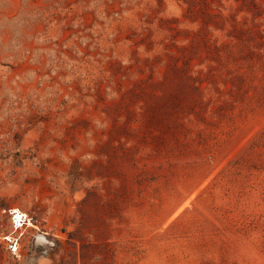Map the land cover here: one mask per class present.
I'll return each mask as SVG.
<instances>
[{
    "label": "rangeland",
    "instance_id": "rangeland-1",
    "mask_svg": "<svg viewBox=\"0 0 264 264\" xmlns=\"http://www.w3.org/2000/svg\"><path fill=\"white\" fill-rule=\"evenodd\" d=\"M0 264H264V0H0Z\"/></svg>",
    "mask_w": 264,
    "mask_h": 264
},
{
    "label": "built area",
    "instance_id": "built-area-1",
    "mask_svg": "<svg viewBox=\"0 0 264 264\" xmlns=\"http://www.w3.org/2000/svg\"><path fill=\"white\" fill-rule=\"evenodd\" d=\"M21 211V210H20ZM10 213L12 214V221H13V226L18 229L22 228L26 222H31V225L35 226L38 228L37 220L34 219L33 217H30L26 212H20L18 213L17 211L15 212V209H10ZM35 223V224H34ZM6 243L8 246V249L12 252H16L19 247V240L15 235H8L6 236Z\"/></svg>",
    "mask_w": 264,
    "mask_h": 264
},
{
    "label": "water",
    "instance_id": "water-1",
    "mask_svg": "<svg viewBox=\"0 0 264 264\" xmlns=\"http://www.w3.org/2000/svg\"><path fill=\"white\" fill-rule=\"evenodd\" d=\"M40 235V234H39ZM42 235V234H41ZM45 238V237H44ZM37 245L39 247H41L42 249H47L49 248V246L51 245V242L48 241L46 238L45 240L43 239H39V237L37 236Z\"/></svg>",
    "mask_w": 264,
    "mask_h": 264
},
{
    "label": "bare ground",
    "instance_id": "bare-ground-1",
    "mask_svg": "<svg viewBox=\"0 0 264 264\" xmlns=\"http://www.w3.org/2000/svg\"><path fill=\"white\" fill-rule=\"evenodd\" d=\"M18 212V213H20L21 211L19 210V209H17V208H15V212ZM29 224H31V222L29 221Z\"/></svg>",
    "mask_w": 264,
    "mask_h": 264
}]
</instances>
